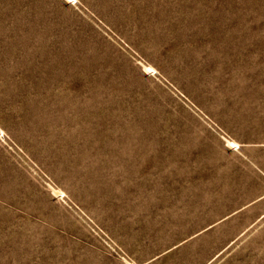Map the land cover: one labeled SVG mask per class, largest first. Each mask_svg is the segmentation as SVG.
Here are the masks:
<instances>
[{
  "label": "rangeland",
  "instance_id": "obj_1",
  "mask_svg": "<svg viewBox=\"0 0 264 264\" xmlns=\"http://www.w3.org/2000/svg\"><path fill=\"white\" fill-rule=\"evenodd\" d=\"M263 193L264 0H0V264H217Z\"/></svg>",
  "mask_w": 264,
  "mask_h": 264
},
{
  "label": "crops",
  "instance_id": "obj_2",
  "mask_svg": "<svg viewBox=\"0 0 264 264\" xmlns=\"http://www.w3.org/2000/svg\"><path fill=\"white\" fill-rule=\"evenodd\" d=\"M234 207L233 212L223 218V221L233 218L232 227L228 225L233 235L229 236L231 242L225 251L231 246L234 248L217 264H228L230 260L234 264H264V193L243 204L236 203Z\"/></svg>",
  "mask_w": 264,
  "mask_h": 264
}]
</instances>
